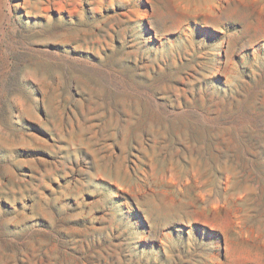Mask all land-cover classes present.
<instances>
[{
  "label": "rangeland",
  "instance_id": "374dc122",
  "mask_svg": "<svg viewBox=\"0 0 264 264\" xmlns=\"http://www.w3.org/2000/svg\"><path fill=\"white\" fill-rule=\"evenodd\" d=\"M0 264H264V0H0Z\"/></svg>",
  "mask_w": 264,
  "mask_h": 264
}]
</instances>
